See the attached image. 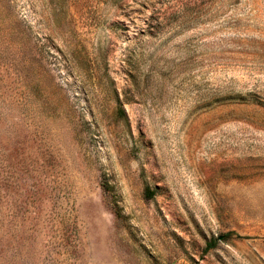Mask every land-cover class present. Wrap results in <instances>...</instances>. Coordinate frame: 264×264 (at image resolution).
<instances>
[{"label": "rangeland", "instance_id": "1", "mask_svg": "<svg viewBox=\"0 0 264 264\" xmlns=\"http://www.w3.org/2000/svg\"><path fill=\"white\" fill-rule=\"evenodd\" d=\"M0 264H264V0H0Z\"/></svg>", "mask_w": 264, "mask_h": 264}, {"label": "trees", "instance_id": "2", "mask_svg": "<svg viewBox=\"0 0 264 264\" xmlns=\"http://www.w3.org/2000/svg\"><path fill=\"white\" fill-rule=\"evenodd\" d=\"M225 236V235H224ZM215 242L214 241H210L207 245V248H210L212 246H214Z\"/></svg>", "mask_w": 264, "mask_h": 264}]
</instances>
